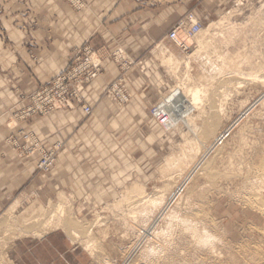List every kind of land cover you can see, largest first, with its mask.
Segmentation results:
<instances>
[{
  "label": "rangeland",
  "instance_id": "1",
  "mask_svg": "<svg viewBox=\"0 0 264 264\" xmlns=\"http://www.w3.org/2000/svg\"><path fill=\"white\" fill-rule=\"evenodd\" d=\"M2 1L0 8L7 1L11 12L16 0ZM17 1L26 18L25 74L35 77L46 69L42 52L50 44L59 71L66 64L60 47L71 30L66 11H81L83 0ZM33 7L40 13L41 44L32 34ZM218 7L212 19H199L202 31L185 37L184 47L166 38L154 43L167 66L162 64V79L153 61L148 70L139 59L119 65L128 56L109 51L124 75L126 101L115 97L113 80L87 115L81 105L41 103L39 93L90 42L75 48L67 66L35 90L26 84L22 106L6 116L4 138L39 142L34 153L25 147L22 155L10 143L20 158L36 161L29 184L37 191L17 211L0 212V264H35L40 252L33 246L44 235L60 250L82 253L72 259L81 264H264V0H224ZM0 41V47L9 42L2 28ZM18 53L0 48V59ZM93 58L104 64L99 54ZM2 66L1 61L4 75ZM196 86L202 100L188 112L192 124H185L178 102L167 107L175 124L167 128L156 112L162 99L176 87L189 99L187 89ZM208 127L206 146L196 145L186 162L176 163ZM225 132L200 170L190 174L205 148ZM40 149L55 152L48 171L38 168Z\"/></svg>",
  "mask_w": 264,
  "mask_h": 264
},
{
  "label": "crops",
  "instance_id": "2",
  "mask_svg": "<svg viewBox=\"0 0 264 264\" xmlns=\"http://www.w3.org/2000/svg\"><path fill=\"white\" fill-rule=\"evenodd\" d=\"M223 1L83 0L85 7L81 11L72 9L66 11V21L71 19V30L70 33H67L66 29L65 44L63 48L60 47L59 53L61 56L63 54L67 66L75 48L90 42V46L103 58L104 73L102 77L98 78L94 84L87 86L83 92L85 102L94 106L99 97H102L107 83L122 74L118 73L120 72L118 68L120 64L125 66L127 63L129 66L131 60L137 61L139 59V63L144 61L148 70L153 61L156 63V69L160 72L159 77L162 79L164 63L155 54V45H158L162 40L164 41L169 30L189 13H193L198 19H203L204 22L212 19V15L217 12L219 4ZM0 2L3 1L0 0ZM9 5L6 1V4L4 3L0 8V29L2 28L9 38V42L2 43L4 45H1L0 48L16 49L19 53L18 58L15 59L10 56L0 59L4 68L3 71H6V74H0V212L12 207L13 211H17L24 203L25 198L37 191L34 186L29 184L37 169L36 161L20 158L11 150L10 143L4 138L5 134L8 133L5 122L6 116L10 113V109L22 106L20 93L25 91L26 84L31 91L35 90L47 79L53 77L54 74L52 76V73L55 72L57 75L65 68L64 65L59 71H56L58 69L57 49L54 44H50L42 52L45 59L43 67L46 69L36 73L35 77L25 74L23 60L25 57L23 41L25 13L23 7H19L17 0L12 6L11 12L7 9ZM32 13L30 19L32 34L34 38L35 36L38 38L37 43L41 44L40 27L36 25L40 21V13L38 10L35 14V7L32 9ZM154 43L157 44L154 45ZM118 50H123L122 53L128 56L129 62L121 60L117 66L108 57L109 51L115 55ZM153 53L159 62L154 59ZM37 70V68L34 69V71ZM136 78L138 79V77ZM40 238L42 239L37 240L38 245L35 246V249L33 246V251L38 250L40 252V254L35 253V264H81V261L72 259L81 258L82 253L79 254L72 249L60 250L54 245L55 239L53 237H45L44 235Z\"/></svg>",
  "mask_w": 264,
  "mask_h": 264
},
{
  "label": "built area",
  "instance_id": "3",
  "mask_svg": "<svg viewBox=\"0 0 264 264\" xmlns=\"http://www.w3.org/2000/svg\"><path fill=\"white\" fill-rule=\"evenodd\" d=\"M194 17L195 15L193 13H189L169 30L166 37L172 42L184 47L183 39L187 35L194 36L203 27L201 21L193 23ZM84 50L83 53L72 59L70 66L65 72L54 79L49 87H46L39 93L41 103H51L55 108L66 106L73 108L76 105H81L86 115L91 113L92 108L83 102L81 91L85 89V86H88L101 76L103 66L101 60L95 63L92 61V56H97L98 54L96 51L93 52L90 45L85 46ZM123 76V74L118 75L112 84V91L115 93V97L122 102L126 101L129 97L121 84L123 82ZM223 134L218 136L216 142L221 143L223 141L226 133ZM9 140L13 148L15 147L16 152L21 155L24 153L25 147H29V150H31L29 152L32 154L36 151L35 147L39 146V142L36 140L27 141L26 145H24V141L22 142L21 139ZM38 151H40L38 168L41 171H48L55 161V152L41 149Z\"/></svg>",
  "mask_w": 264,
  "mask_h": 264
},
{
  "label": "bare ground",
  "instance_id": "4",
  "mask_svg": "<svg viewBox=\"0 0 264 264\" xmlns=\"http://www.w3.org/2000/svg\"><path fill=\"white\" fill-rule=\"evenodd\" d=\"M197 21H199V19L195 16L194 17V19H193V23H195V22H197ZM202 29H203V27L201 28V30L198 32V33H196L194 36H196L197 34H199L201 31H202ZM193 35L192 36H188L187 35V37H194ZM166 39H168L169 40V38H167L166 37ZM169 41H171V40H169ZM172 42V41H171ZM174 43V42H173ZM160 52L162 51V48L160 47V49H158ZM194 54V53H193ZM193 54H191V55H193ZM94 56V55H93ZM93 56H92V58H93ZM174 56V55H173ZM120 57H121V55H120ZM191 57V56H190ZM124 58V57H123ZM172 58V57H171ZM167 60H168V58H166L165 56H164V58H163V61L165 62H167ZM94 63L95 62H98V60L97 61H95L94 60V58H93V60H92ZM102 64V63H101ZM103 66V65H102ZM182 88H180V87H176L175 89H173V90H171V92L167 95V96H165L163 99H162V101L160 102L161 104H162V107L161 108H157L156 109V112H158L159 113V111H160V113L159 114H162L163 116H162V118L164 119L163 121H162V124H165V126L167 127V128H172V126L173 125H175L174 124V117H172L171 116V113H168V110H167V107H169V105H171V104H177L178 102V105H181V107L184 109V113H183V119H184V121H185V124L189 127L191 124H192V121L190 120V116L188 115V112H190L191 110H192V108H199V105H200V103H201V100H202V95H201V93H202V88L201 87H198V86H196V87H191V88H188L187 89V91H188V93H189V96H190V98L189 99H186L185 97H184V95H183V93H182ZM178 107H180V106H178ZM166 115H168V118L166 117L165 118V116ZM197 125V124H196ZM191 128V127H190ZM198 129H200V128H198L197 126H194V131L195 132H197L198 131ZM192 131H193V129H192ZM212 131V127L210 128V127H208V128H206V130H204L203 131V133H202V135L198 138V144H195V143H192V145H193V147H188V149H190V151H188V152H190L189 154H182V155H180V156H178V157H175V158H178V159H176V163H177V161L178 160H183L184 158H189L190 156H191V154L193 153L192 151L194 150V148H196L195 146L197 145V146H206V144H207V141L206 140H204L203 138L205 137L206 139H208V134L210 133ZM226 133V132H225ZM221 135V134H220ZM204 136V137H203ZM216 139V138H215ZM215 141V140H214ZM214 141H213V143H214ZM213 143H211L209 146H207L206 148H205V151L202 153V155H201V157H200V159H199V161L197 162V163H195V164H193L192 166H193V168H191L192 170H191V173L190 174H193V173H196L198 170H200V167H202L203 165H204V163L206 162V159H207V157H209L210 155V150H212V148H213V146L215 147V145L216 144H219L218 143V141H217V143H214V145H213ZM186 149V148H185ZM209 155V156H208ZM196 157V156H195ZM194 157V158H195ZM174 158V157H173ZM173 158H171V159H169V163L170 164H172V161L174 162V160H173ZM174 158V159H175ZM210 159V158H209ZM186 160L187 159H184V161L186 162ZM194 160V159H193ZM202 162V166L200 165V163ZM169 163H166L167 165H169ZM174 164V163H173ZM261 167H262V169H264V163H262L261 165H260ZM254 169V168H253ZM264 172V171H263ZM189 174V173H188ZM255 174V173H254ZM256 175H258V174H256ZM255 177V176H254ZM261 178V177H260ZM247 181V180H246ZM249 181V180H248ZM248 181H247V183H248ZM250 184V183H249ZM251 185V184H250ZM256 187V186H255ZM258 187H260V186H258ZM250 189V188H249ZM257 193V192H256ZM253 194V193H252ZM258 196V195H257ZM262 197V196H261ZM178 199V198H177ZM179 200V199H178ZM176 202V201H175ZM178 202V201H177ZM63 203V201H61V204ZM179 203V202H178ZM168 205V204H167ZM172 205V204H171ZM137 206V205H136ZM172 207V206H171ZM59 209V208H58ZM167 209V208H166ZM165 209V210H166ZM32 213H33V211H32ZM163 214V213H162ZM159 215V214H158ZM161 215V214H160ZM165 216V215H164ZM161 217V216H160ZM169 217V216H168ZM168 219V218H167ZM25 220H28V218L27 219H25ZM159 221V220H158ZM154 222V221H153ZM156 222H157V220H156ZM153 224V223H152ZM155 224V223H154ZM160 224V223H159ZM156 227V226H155ZM152 228H153V225H152ZM152 228H148L149 230L150 229H152ZM156 231V230H155ZM147 232H149V231H147ZM157 232V231H156ZM145 235V234H144ZM149 236H151V235H149ZM147 237V236H146Z\"/></svg>",
  "mask_w": 264,
  "mask_h": 264
}]
</instances>
